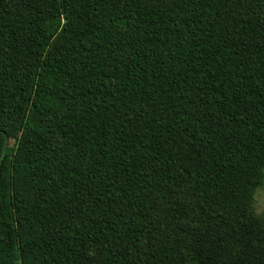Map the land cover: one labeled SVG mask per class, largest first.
<instances>
[{
	"label": "trees",
	"instance_id": "1",
	"mask_svg": "<svg viewBox=\"0 0 264 264\" xmlns=\"http://www.w3.org/2000/svg\"><path fill=\"white\" fill-rule=\"evenodd\" d=\"M264 0H0V264H264Z\"/></svg>",
	"mask_w": 264,
	"mask_h": 264
},
{
	"label": "rangeland",
	"instance_id": "2",
	"mask_svg": "<svg viewBox=\"0 0 264 264\" xmlns=\"http://www.w3.org/2000/svg\"><path fill=\"white\" fill-rule=\"evenodd\" d=\"M254 207L258 215H264V186L256 194Z\"/></svg>",
	"mask_w": 264,
	"mask_h": 264
}]
</instances>
